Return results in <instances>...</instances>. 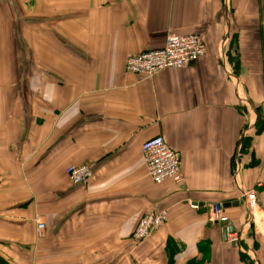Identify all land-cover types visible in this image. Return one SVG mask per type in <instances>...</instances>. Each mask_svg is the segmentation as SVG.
<instances>
[{"label":"crops","instance_id":"1","mask_svg":"<svg viewBox=\"0 0 264 264\" xmlns=\"http://www.w3.org/2000/svg\"><path fill=\"white\" fill-rule=\"evenodd\" d=\"M18 8L21 24L0 0V264H264V0ZM170 32L200 33L206 54L149 78L125 71ZM155 135L180 152L182 184L147 175L140 144ZM86 163L91 178L71 184L66 168ZM219 201L225 223L208 219ZM161 209L166 222L134 239Z\"/></svg>","mask_w":264,"mask_h":264},{"label":"built area","instance_id":"2","mask_svg":"<svg viewBox=\"0 0 264 264\" xmlns=\"http://www.w3.org/2000/svg\"><path fill=\"white\" fill-rule=\"evenodd\" d=\"M206 54L203 37L198 32L174 33L165 35L164 43L158 48H149L126 56L124 69L128 73L138 74L140 78H149L168 68H183L196 62ZM262 115L264 122V90L262 101ZM140 154L144 161L145 170L150 180L155 184H162L170 180L182 184L184 176L180 169V152L169 147L162 136L155 135L147 138L140 144ZM66 174L73 183L86 182L92 176L89 164H71L66 168ZM246 205L251 211L258 206L256 190L244 193ZM223 202H214L209 206L208 219L213 222L224 223L228 221L224 214ZM168 212L161 209L158 212H147L137 222L133 237L138 241L148 238L167 220ZM36 228L42 232L44 224L36 221ZM231 242L239 237L235 231L227 232Z\"/></svg>","mask_w":264,"mask_h":264},{"label":"rangeland","instance_id":"3","mask_svg":"<svg viewBox=\"0 0 264 264\" xmlns=\"http://www.w3.org/2000/svg\"><path fill=\"white\" fill-rule=\"evenodd\" d=\"M18 6H23L24 7V0H14V13H13V17H14V22H19V24L24 23V11L20 12V8H18ZM153 137V136H152ZM144 141V140H143ZM89 164V163H86ZM77 165V164H74ZM92 168V165L89 164ZM93 174V171H92ZM67 178L69 179L70 183L73 185H77V183H73L70 179V177L68 175H66ZM84 183V182H83ZM83 183H79V184H83ZM139 221V220H138Z\"/></svg>","mask_w":264,"mask_h":264},{"label":"water","instance_id":"4","mask_svg":"<svg viewBox=\"0 0 264 264\" xmlns=\"http://www.w3.org/2000/svg\"><path fill=\"white\" fill-rule=\"evenodd\" d=\"M224 206L226 207V206H228V203L226 202V203H224ZM230 229V228H229ZM230 231H232V228L230 229Z\"/></svg>","mask_w":264,"mask_h":264},{"label":"bare ground","instance_id":"5","mask_svg":"<svg viewBox=\"0 0 264 264\" xmlns=\"http://www.w3.org/2000/svg\"><path fill=\"white\" fill-rule=\"evenodd\" d=\"M66 175H67V174H66ZM140 219H141V217H140ZM233 240H237V239L234 238Z\"/></svg>","mask_w":264,"mask_h":264}]
</instances>
